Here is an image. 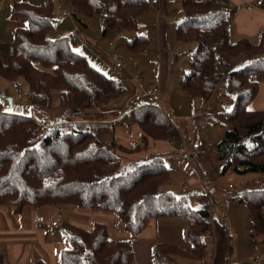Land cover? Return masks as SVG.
Instances as JSON below:
<instances>
[{"label":"trees","instance_id":"16d2710c","mask_svg":"<svg viewBox=\"0 0 264 264\" xmlns=\"http://www.w3.org/2000/svg\"><path fill=\"white\" fill-rule=\"evenodd\" d=\"M70 1L73 15L79 20L78 14L102 15L104 34L114 30L138 33L140 20L157 4V0ZM10 13L26 19L28 24L14 31L6 62L0 53V77L18 90L21 80L25 81L34 111H51L57 99L61 116L48 124L33 115L9 112L0 101V206L12 207L17 214L26 208L65 205L113 214L119 228L133 238L139 237L152 221L184 218L188 223L183 235L189 248L156 242L155 264H170L173 257L203 259L215 221L213 192L206 189L196 194L198 206L193 208L186 196L162 192L170 180L163 157L128 158L142 151L149 140L183 141L170 115L153 104L127 112L123 122L140 132V141L131 147L116 140L101 141L91 131L77 130L74 119L101 102L126 97L127 87L75 51L70 37L50 38L55 22L53 0L42 5L17 1ZM181 16L177 40L196 43L182 80L184 93L204 105L222 91L235 97L233 109L219 114L230 127L217 144L222 174L230 170L240 176L264 174V109H249L260 92L258 77L264 75V30L257 42L247 38L232 42L228 0H182ZM129 49L135 54L147 53L148 36L134 37ZM220 53L227 56L229 68V60L234 57L246 56L250 63L224 74L219 70ZM229 194L228 198L248 207L252 242L264 243V189ZM61 230L71 247L61 251L60 264H135L133 243L112 239L104 223L97 222L87 229L65 222ZM0 264H9L2 254ZM33 264L48 263L37 259Z\"/></svg>","mask_w":264,"mask_h":264},{"label":"rangeland","instance_id":"374dc122","mask_svg":"<svg viewBox=\"0 0 264 264\" xmlns=\"http://www.w3.org/2000/svg\"><path fill=\"white\" fill-rule=\"evenodd\" d=\"M17 1L24 0H7L8 4ZM26 1L42 5L47 0ZM53 2L55 22L50 38L70 37L75 51L83 54L96 69L109 78L125 82L128 89V95L122 99L111 100L105 104L101 102L98 106L87 108L84 114L78 116L79 120L86 121L85 124L76 123L75 128L80 131H91L98 140L106 142L114 140L112 130L115 127L121 128L125 138L139 142L140 134L133 137L134 131L130 130L131 127H127L123 120L119 119L124 113L143 105L160 104L180 129L183 141L163 142L167 146L159 147L162 151L155 153L158 147L156 146L152 152L153 147L162 142L149 140L142 151L132 155L145 154L141 156L143 158L150 155L163 157L166 167L170 169V180L162 187V192L186 196L193 208L198 206L196 194L205 193L206 189L213 192L211 202L215 221L212 236L206 241L203 259L173 257L169 261L170 264L264 263V243H253L251 239L248 207L228 198L229 191L239 193L246 189H264V174L240 176L232 170L222 174V161L219 159L217 144L230 127L219 118V114L233 109L235 97L228 96L222 91L204 105L200 99L190 98L184 93L182 80L189 70L190 59L196 51V43L179 42L176 37L177 27L182 21V0H168L167 10H164V7L159 10L152 5L148 16L140 20L138 33L114 30L107 34H104L105 24L102 15L85 17L78 14L79 20L73 15L75 9L70 0ZM6 8L7 5L4 7L5 11ZM160 12L168 23L166 36L169 38L167 42L169 46L163 51V61L159 57V48L156 47V22ZM1 15L2 13L0 17ZM10 15L11 13L0 18V52L4 62L12 51L14 31L28 24L26 19ZM140 35L149 38V51L145 54H135L129 49V41ZM231 41L235 40L231 37ZM116 55L121 58L120 68L116 67L114 61ZM226 61L227 56L220 53L219 70L224 74L244 68L250 63V58L246 56L231 58L230 68ZM154 89L158 96H151L150 92ZM28 94L29 88L25 81L21 80V87L18 90L11 82L0 77V101L5 104L7 111L33 115L37 120L48 124L54 123L55 117L61 116L60 103L57 99L51 111L38 112L31 109ZM252 107L254 101L249 109ZM77 120L74 119V123ZM55 208L57 210L54 216L60 227L65 222H78L84 226H93L97 222L104 223L112 239L130 240L136 248L138 243H141L119 228L118 220L113 214L86 212L73 205ZM76 210L81 214L75 212ZM18 217L26 218L25 215ZM187 223L184 218L160 219L157 240L188 249L189 244L183 235Z\"/></svg>","mask_w":264,"mask_h":264},{"label":"crops","instance_id":"0c3cea01","mask_svg":"<svg viewBox=\"0 0 264 264\" xmlns=\"http://www.w3.org/2000/svg\"><path fill=\"white\" fill-rule=\"evenodd\" d=\"M228 1L231 10V37L233 40L236 41L240 38H247L252 42H257L261 31L264 30V0ZM9 3L10 4H8L7 0H2V4L0 5V13H2V15L0 18L10 14L12 4L11 2ZM6 5L8 8H6L5 11L4 7ZM155 6L159 10L161 7L167 10L166 6H168V0H157ZM164 17L165 16L160 12V16L156 22V47L159 48V57L162 61L164 59L163 51L169 46L167 44L169 38L167 37L168 35L166 36L168 23L165 21ZM258 81L260 83V92L254 101V107L250 108L251 110L264 109V75L259 76ZM151 92L154 93L151 96H158L156 89ZM125 114L127 113H124V115ZM124 115L119 121L123 120ZM77 119L78 120L75 121L77 124H85L86 122L79 120V118ZM130 130L134 131L133 137H137L140 134L136 126H132ZM112 135L114 140L118 141L119 144L130 147L134 143L130 138H125L123 136L121 128L115 127L112 130ZM156 146L158 150L155 153H160L162 150L159 149V147L167 145L163 142L159 143L153 147L152 152L155 151ZM141 156H145V154L130 155L128 158H143ZM56 210L57 209L52 206L43 207L41 209L26 208L22 214H17L12 207L0 206V254L6 257L9 264H33L37 259H43L48 264H60L61 251L70 248L71 244L66 235L61 233L60 223L54 216ZM75 212L81 214L80 211L76 210ZM20 215H25L26 218L23 219L18 217ZM39 216H43L46 219L43 229H38L37 227L36 219ZM51 220H56L58 226H52ZM70 223L80 225L87 229L92 228V226H84L78 222ZM158 227L159 220L152 221L149 227L136 238L140 240L141 243H138V248L133 244L135 264H155L153 247L156 242H160L157 240L159 237Z\"/></svg>","mask_w":264,"mask_h":264},{"label":"built area","instance_id":"2783aa9c","mask_svg":"<svg viewBox=\"0 0 264 264\" xmlns=\"http://www.w3.org/2000/svg\"><path fill=\"white\" fill-rule=\"evenodd\" d=\"M114 61L116 63L117 68L122 67L121 58L118 55H116L114 57ZM150 94L152 95L153 92H150ZM36 221H37L38 229H43L45 226V223H46V219L43 216H39V217H37ZM51 225L56 227V226H58V222L56 220H51Z\"/></svg>","mask_w":264,"mask_h":264}]
</instances>
